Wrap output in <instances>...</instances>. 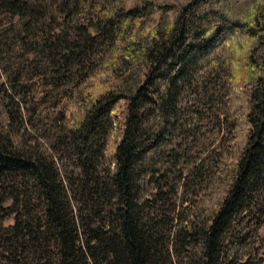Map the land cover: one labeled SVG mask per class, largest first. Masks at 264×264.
Wrapping results in <instances>:
<instances>
[{"label":"trees","instance_id":"trees-1","mask_svg":"<svg viewBox=\"0 0 264 264\" xmlns=\"http://www.w3.org/2000/svg\"><path fill=\"white\" fill-rule=\"evenodd\" d=\"M264 0H0V264H264Z\"/></svg>","mask_w":264,"mask_h":264},{"label":"rangeland","instance_id":"rangeland-1","mask_svg":"<svg viewBox=\"0 0 264 264\" xmlns=\"http://www.w3.org/2000/svg\"><path fill=\"white\" fill-rule=\"evenodd\" d=\"M262 234L264 235V231L262 232Z\"/></svg>","mask_w":264,"mask_h":264}]
</instances>
